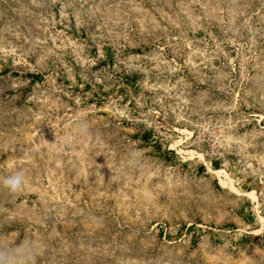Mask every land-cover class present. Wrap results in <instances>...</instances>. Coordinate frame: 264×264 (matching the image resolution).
Masks as SVG:
<instances>
[{"label":"rangeland","instance_id":"rangeland-1","mask_svg":"<svg viewBox=\"0 0 264 264\" xmlns=\"http://www.w3.org/2000/svg\"><path fill=\"white\" fill-rule=\"evenodd\" d=\"M0 250L264 264V0H0Z\"/></svg>","mask_w":264,"mask_h":264},{"label":"clouds","instance_id":"clouds-1","mask_svg":"<svg viewBox=\"0 0 264 264\" xmlns=\"http://www.w3.org/2000/svg\"><path fill=\"white\" fill-rule=\"evenodd\" d=\"M24 174L17 172L3 178L2 184L10 193H17L23 188ZM0 264H12V256L6 250H0Z\"/></svg>","mask_w":264,"mask_h":264}]
</instances>
